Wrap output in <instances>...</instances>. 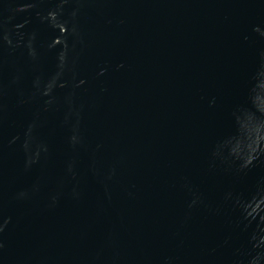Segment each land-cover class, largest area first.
<instances>
[{
    "label": "water",
    "instance_id": "95a60500",
    "mask_svg": "<svg viewBox=\"0 0 264 264\" xmlns=\"http://www.w3.org/2000/svg\"><path fill=\"white\" fill-rule=\"evenodd\" d=\"M0 264H264V0H0Z\"/></svg>",
    "mask_w": 264,
    "mask_h": 264
}]
</instances>
